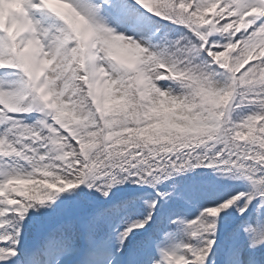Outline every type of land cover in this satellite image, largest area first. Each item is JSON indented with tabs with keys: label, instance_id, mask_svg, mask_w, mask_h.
<instances>
[{
	"label": "snow or ice",
	"instance_id": "obj_1",
	"mask_svg": "<svg viewBox=\"0 0 264 264\" xmlns=\"http://www.w3.org/2000/svg\"><path fill=\"white\" fill-rule=\"evenodd\" d=\"M0 264H264V0H0Z\"/></svg>",
	"mask_w": 264,
	"mask_h": 264
}]
</instances>
